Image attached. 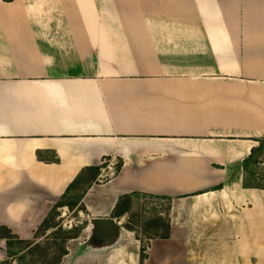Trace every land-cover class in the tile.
<instances>
[{"label":"crops","instance_id":"obj_1","mask_svg":"<svg viewBox=\"0 0 264 264\" xmlns=\"http://www.w3.org/2000/svg\"><path fill=\"white\" fill-rule=\"evenodd\" d=\"M263 139L264 0H0V229L16 239L55 231L82 187L79 214L129 241L137 195L173 199L144 259L127 241L102 263L264 264Z\"/></svg>","mask_w":264,"mask_h":264},{"label":"rangeland","instance_id":"obj_2","mask_svg":"<svg viewBox=\"0 0 264 264\" xmlns=\"http://www.w3.org/2000/svg\"><path fill=\"white\" fill-rule=\"evenodd\" d=\"M81 189L72 190L61 203L68 204L63 209L55 210L47 219L45 225L56 227L55 231L49 230L48 234L44 233L46 228H41L38 234L34 236L35 244L30 249L23 250L29 241H22L10 235L5 228L0 229V236H6L8 239L0 241V260H6L7 264H59L63 260V253L67 244V236H80L77 240L68 242L70 247L69 254L64 257L62 264H95L89 262H76L77 256L81 252L76 250V244L86 239L87 226L89 224L87 214H79L80 208L79 200ZM177 202V199H175ZM173 199L162 197H153L146 195H137L133 200V205L124 218V224L127 228L132 230L131 239L129 241V250L135 252L136 255L144 259L148 250L151 240L165 236L168 221L167 213L172 206ZM128 202H123L118 211H123ZM165 216H160V213ZM88 222V224H87ZM139 246V249L137 248ZM23 250V251H22ZM127 257V252L118 255L115 259ZM97 263V264H101ZM102 264H106L103 262Z\"/></svg>","mask_w":264,"mask_h":264},{"label":"water","instance_id":"obj_3","mask_svg":"<svg viewBox=\"0 0 264 264\" xmlns=\"http://www.w3.org/2000/svg\"><path fill=\"white\" fill-rule=\"evenodd\" d=\"M88 232V239L76 244L81 252L76 262L100 263L128 241L127 230L111 217L91 219Z\"/></svg>","mask_w":264,"mask_h":264},{"label":"trees","instance_id":"obj_4","mask_svg":"<svg viewBox=\"0 0 264 264\" xmlns=\"http://www.w3.org/2000/svg\"><path fill=\"white\" fill-rule=\"evenodd\" d=\"M4 1H13V0H4ZM256 151H258L259 154H262V153L264 152V139L262 140V142H261L259 148H258ZM77 183H78V182H77ZM75 185H76V184H75ZM75 185L69 187V191H71ZM47 227H49V226H47ZM77 236H78V234L75 235V236H67L66 239L75 238V237H77ZM25 249H30V245H27L23 250H25ZM23 250H22V251H23ZM65 254H67L66 249H65L63 255H65ZM5 261H6V260H0V264H7V263H5Z\"/></svg>","mask_w":264,"mask_h":264}]
</instances>
